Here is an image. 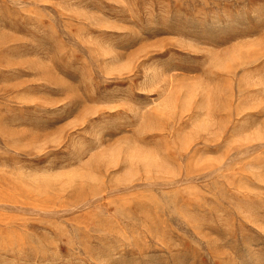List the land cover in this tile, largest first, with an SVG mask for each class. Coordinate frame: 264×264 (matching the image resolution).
Returning <instances> with one entry per match:
<instances>
[{
    "label": "rangeland",
    "instance_id": "obj_1",
    "mask_svg": "<svg viewBox=\"0 0 264 264\" xmlns=\"http://www.w3.org/2000/svg\"><path fill=\"white\" fill-rule=\"evenodd\" d=\"M0 264H264V0H0Z\"/></svg>",
    "mask_w": 264,
    "mask_h": 264
},
{
    "label": "bare ground",
    "instance_id": "obj_2",
    "mask_svg": "<svg viewBox=\"0 0 264 264\" xmlns=\"http://www.w3.org/2000/svg\"><path fill=\"white\" fill-rule=\"evenodd\" d=\"M140 71H141V70L139 69V65H137V71L135 72V78H134V77L130 78V81H131V82H134V80L136 81L137 76H138V73H137V72H140Z\"/></svg>",
    "mask_w": 264,
    "mask_h": 264
}]
</instances>
